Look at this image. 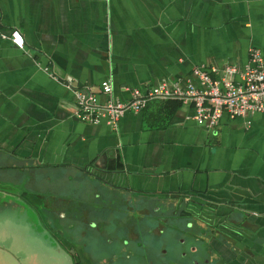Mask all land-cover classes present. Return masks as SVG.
Returning <instances> with one entry per match:
<instances>
[{"label": "crops", "instance_id": "obj_1", "mask_svg": "<svg viewBox=\"0 0 264 264\" xmlns=\"http://www.w3.org/2000/svg\"><path fill=\"white\" fill-rule=\"evenodd\" d=\"M251 49L264 58V0H0V209L64 219L65 199L106 197L105 187L112 198L182 201L212 229L199 264H264V113L207 128L192 106L152 100L113 130L78 121L72 91L88 87L103 103L109 78L126 101L193 81L195 68L242 69ZM48 226L64 236L63 223Z\"/></svg>", "mask_w": 264, "mask_h": 264}, {"label": "rangeland", "instance_id": "obj_2", "mask_svg": "<svg viewBox=\"0 0 264 264\" xmlns=\"http://www.w3.org/2000/svg\"><path fill=\"white\" fill-rule=\"evenodd\" d=\"M44 186L41 194L53 196L49 185L45 183ZM105 188L106 194L102 192V196L106 197L99 199L91 196L84 198L82 202L76 198L65 199L71 204L66 206L71 212L64 219H58L57 214L52 212L38 215L26 211L19 212V208L13 206L0 209V264H74L72 256L66 249L67 244L84 253V259L77 260L76 264H87L85 258L92 264H103L104 262H101L103 259L107 261L106 264H169L181 260L179 257L181 251L192 243V239L190 235L181 234V220L178 217L157 216L161 218L162 223L156 228V236L147 235L148 238L142 240L140 252L135 254V239L127 235L132 230L129 228L135 227V199L126 203V198H112L115 193ZM55 193L60 195L65 192L57 190ZM118 193L120 196L123 194L121 191ZM125 195L124 193L123 196ZM18 201L21 202V199L18 198ZM156 202L160 203L162 200ZM127 204L128 208H125ZM159 210L163 211L161 205ZM128 211L130 213L121 225L120 219L127 215ZM172 212L170 210L168 213ZM177 212L179 211L175 210L174 213ZM91 215L103 220V228L106 230L104 235L107 237L105 242L100 240L99 236L87 234L86 219ZM152 221L157 220L147 219L145 223ZM48 223H52L54 228L63 223L62 229L56 228V231H61L64 236H59L57 232H54L55 236L49 234L53 231L52 228H48ZM41 224L45 229L41 228ZM182 240L186 241L183 245ZM87 243L89 248L84 246ZM112 255H115L116 259H112Z\"/></svg>", "mask_w": 264, "mask_h": 264}, {"label": "built area", "instance_id": "obj_3", "mask_svg": "<svg viewBox=\"0 0 264 264\" xmlns=\"http://www.w3.org/2000/svg\"><path fill=\"white\" fill-rule=\"evenodd\" d=\"M10 39L15 47L23 48L24 39L18 30L11 32ZM192 77L193 81H162L143 91L134 89L126 101L113 98L109 78L100 83L103 103L90 88H73L74 115L80 122L105 123L116 130L125 113H139L152 100H177L192 106L193 120L207 128L214 127L224 115L236 119L250 113H264V58L259 50L249 51V62L242 69L233 65L221 69L195 68Z\"/></svg>", "mask_w": 264, "mask_h": 264}, {"label": "flooded vegetation", "instance_id": "obj_4", "mask_svg": "<svg viewBox=\"0 0 264 264\" xmlns=\"http://www.w3.org/2000/svg\"><path fill=\"white\" fill-rule=\"evenodd\" d=\"M142 202H138L135 199V227L129 228L131 231L128 235L129 238L135 239V254L140 252L142 248V240L148 236L151 235L156 236V228L158 225H160L162 222L160 221L161 218H158L157 216H171L174 215L175 217H178L181 220V226H180V231L181 234L184 236L190 235L192 239V243L188 245L186 249L181 251L180 253V259L178 263L170 262L169 264H199L198 261L196 260V255L199 256L201 253V248L203 245H205L201 240H203L201 237L209 235L207 237L208 239L206 240V243L208 245H212V236H211V230L209 226L204 223L202 220L198 218V215L195 213V211H186V206L185 204H182V201L178 202L177 204L171 205V204H166L164 200L162 199H144L142 198ZM162 200V202L158 203L156 201ZM126 203L133 201L132 197L126 198ZM155 203L161 205V209H163L162 212L159 210V205H156ZM127 204L125 208H128ZM192 208V207H191ZM194 208V207H193ZM127 210V209H126ZM170 210H172V213H168ZM175 210H178L177 214H175ZM129 211L127 212V215H125L123 218H121V225L124 219L129 215ZM157 217V218H155ZM157 220L156 222L152 223H145V220ZM120 220L118 222H120ZM167 218L164 219L166 221ZM104 222L103 220L95 217V216H90L88 219H86V232L88 235H95V236H100V237H106L105 234V229L103 228ZM121 225L119 227H121ZM41 228H43L41 224ZM128 231V229H126ZM208 231L209 233H205ZM135 232V234H134ZM205 234V235H204ZM125 241V240H124ZM124 241H121L124 243ZM127 241V240H126ZM185 240L181 241V244H185ZM127 244V243H125ZM147 244V242H146ZM145 244V245H146ZM60 245V244H59ZM86 245H89L88 243ZM121 254L119 253V256ZM112 259H116L115 255L111 256ZM146 259H148L146 257ZM89 263V259H86ZM106 260H104L103 264H106ZM92 264V263H91Z\"/></svg>", "mask_w": 264, "mask_h": 264}, {"label": "trees", "instance_id": "obj_5", "mask_svg": "<svg viewBox=\"0 0 264 264\" xmlns=\"http://www.w3.org/2000/svg\"><path fill=\"white\" fill-rule=\"evenodd\" d=\"M140 201L142 202L143 200H142V199H140L138 202H140ZM137 253H138V252H137ZM137 253H136V254H137Z\"/></svg>", "mask_w": 264, "mask_h": 264}]
</instances>
